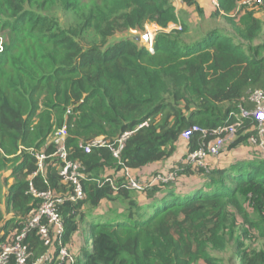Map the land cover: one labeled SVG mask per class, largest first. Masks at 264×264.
Instances as JSON below:
<instances>
[{"label": "trees", "instance_id": "obj_1", "mask_svg": "<svg viewBox=\"0 0 264 264\" xmlns=\"http://www.w3.org/2000/svg\"><path fill=\"white\" fill-rule=\"evenodd\" d=\"M242 1L219 0L215 9L234 32L210 29L186 43L188 27L172 0H0V30L10 36L0 53V171L13 163L15 180L4 207L0 193V251L40 204L31 188L74 194L63 183L56 146H46L53 117L59 118L57 127L67 126L69 156L86 176L84 198L59 206L64 245L82 225L94 235L76 264H221L215 252L226 249L227 237L240 226L236 214L246 232L264 237V160L228 169L200 167L202 187L191 191L183 184L197 173L188 164L168 169L176 172L175 181L143 192L127 189L124 176L110 173L169 162L184 132L194 127L208 134L195 132L190 152L239 122L229 150L256 134L259 123L239 115L255 109L254 92H264V18L258 17L264 5L233 17ZM183 2L199 9L197 0ZM57 6L75 14L74 24L62 23ZM147 23L162 29L179 24L182 31L157 34L154 51L136 38L109 44L118 32L145 31ZM93 29L99 42L86 46L81 40ZM127 133L119 159L110 147L90 153L82 148L99 137L114 148ZM38 153L46 156L44 173ZM105 201L124 204L125 217L94 222L93 213L88 220L85 207L97 210ZM24 243L32 253L26 264L50 251L36 231ZM239 256L240 264H264L263 250Z\"/></svg>", "mask_w": 264, "mask_h": 264}, {"label": "built area", "instance_id": "obj_2", "mask_svg": "<svg viewBox=\"0 0 264 264\" xmlns=\"http://www.w3.org/2000/svg\"><path fill=\"white\" fill-rule=\"evenodd\" d=\"M214 7L219 8V0H211ZM264 5V0H243L240 2L236 13V16L243 9L260 7ZM5 49V44L0 36V53ZM152 49V48H151ZM150 49V50H151ZM251 101L255 104V109L251 112H243L240 117L244 119L254 118L259 124L256 128V134L252 135L248 143L260 154L264 153V92L256 91L251 95ZM241 125V122L230 128H221L215 132L219 135L214 141L195 152H190L184 159L185 164L206 168L205 161L208 157H219L227 147V140H233L236 134V126ZM195 132H201L206 137L207 131L199 127H194L190 131H186L183 134V139L188 141L194 135ZM65 129H58L54 133L52 143L56 146V156L60 160V175L63 179V183L70 185L74 189L72 196L64 194H56L52 191L38 193L31 188L32 194L40 199L38 208L32 212L26 226L18 234H14L8 241L1 246L0 251V264H12V260L16 264H26L29 258L32 256L28 245L24 243L27 235L36 231L40 239L44 242L45 246L50 248V251L43 257L40 262H57V264H76V254L70 249L68 245H64L62 240L65 233L64 221L59 212V206L66 200L76 202L79 199L84 198V191L82 187V180L86 179L84 168L79 161H74L69 156V150L67 148V138ZM225 134L224 136H221ZM129 133L122 136L118 140L117 147H112L104 141V138H96L90 144L83 146L82 148L86 153H90L93 148L98 147H110L116 158H120L121 152L124 148V142L128 138ZM38 161L39 171L44 173L45 171V159L44 153L36 154ZM123 176L126 179L124 184L127 189L137 192H143L149 188H152L158 184H167L175 181L178 176L175 171H165L163 173L155 174L150 178H143L133 174L130 170H124ZM112 187L115 189V183L113 179H108ZM117 190V187L116 189Z\"/></svg>", "mask_w": 264, "mask_h": 264}, {"label": "rangeland", "instance_id": "obj_3", "mask_svg": "<svg viewBox=\"0 0 264 264\" xmlns=\"http://www.w3.org/2000/svg\"><path fill=\"white\" fill-rule=\"evenodd\" d=\"M174 6L177 9V15L182 23L186 24L188 27V34L186 36H183L182 39L186 43H192L193 41L198 40L205 32L209 31L210 29H224L229 31V33H232L235 31L234 26H232L223 16H215L216 10L215 7L211 5L207 0H197L199 9L196 6H189L188 4H185L183 0H172ZM252 8L243 9L244 11L251 10ZM62 21L64 25L71 26L76 21V17L74 13H67L65 12L61 6L56 7V12H54ZM264 14V13H261ZM258 13V17L261 15ZM264 18V17H263ZM236 23L238 22V19L235 20ZM145 31L140 30H126L122 32H118L115 34L114 37H112L109 40V44L117 43L121 40L128 39V38H137L141 37L142 40L140 41L141 45L146 46L148 49H151V45L147 44L143 37L146 34H149L152 38V43L154 42V39L157 34L159 33H166L169 34L173 30L182 31L181 25L172 24L168 29H162L158 27L157 25L147 23L144 27ZM0 36L2 37L4 44H8L10 40L9 32L0 30ZM99 35L97 32L93 30H89L84 37L82 38V42L86 46L93 45L97 42H99ZM150 51H154V48H152ZM240 116V115H239ZM58 119L56 117H53V123H55L54 131L50 135V137L47 140L46 146L49 144H52V140L54 138V133L58 129H65L67 134L66 137H68V131L67 126L64 127H57ZM103 138V137H99ZM234 140H227V145H229ZM247 144V143H246ZM245 144V146H246ZM226 150V149H225ZM224 150V151H225ZM223 151V152H224ZM260 159L264 157V153H261L258 156ZM256 157L257 159H259ZM259 159V160H260ZM13 163H9L6 165L5 168H3L0 171V193L2 196V207L5 206L6 202V193L8 191V188L14 183L13 178ZM172 163L167 164H161L159 168L152 170L151 172H145L144 174H140L139 177L143 178H150L155 174L163 173L170 169L169 165ZM185 161H181L180 163H174V167L179 168L180 165H184ZM172 167V166H171ZM173 167V168H174ZM202 168V167H201ZM200 167L194 166V170L197 173V176L189 179L188 181H184L183 186L185 187L186 191H191L192 189L201 188V173H200ZM206 169H209L208 167ZM112 174H114L115 177H119L120 174L118 171H112ZM121 177V176H120ZM183 179V178H182ZM181 179V180H182ZM141 197V195H140ZM152 203V202H151ZM150 203V204H151ZM85 213H91L88 220L91 219V215L93 213L94 219L93 221L101 222L103 220L112 219V217L119 216L121 218H124L126 215L125 205L121 202H108L105 201L100 208L97 210H92L88 206L85 207ZM237 223L240 225L236 228L235 233L233 235H229L227 237V245L226 249L224 251H218L215 252L216 256L221 259V264H240L239 262V254L244 252L245 250H251V249H257L259 251H264V237L260 235V233L257 230H250L247 231L244 229V220L239 214H236ZM92 221V222H93ZM93 222V223H94ZM90 227L87 225H82L81 229L79 231L78 237H87L88 242L84 246L85 248H88L92 245L94 241V235L90 233L89 230ZM74 242V241H73ZM71 243L73 247H78V243Z\"/></svg>", "mask_w": 264, "mask_h": 264}, {"label": "crops", "instance_id": "obj_4", "mask_svg": "<svg viewBox=\"0 0 264 264\" xmlns=\"http://www.w3.org/2000/svg\"><path fill=\"white\" fill-rule=\"evenodd\" d=\"M207 1L209 3H211L212 6H214L211 0H207ZM259 17H264V14L260 15ZM246 143H247L246 146H245V144H242V145H239L238 147L233 148L231 150H229L227 147L226 150L219 157H208L205 161L206 168L208 167L209 169H213V168L228 169L234 165H242V164L245 165V164H249V163H252V162L259 160L260 158L258 156L260 155V153L257 152L248 143V141ZM188 153H189V141L182 139V141L178 144L177 153L169 161L170 163H172L171 165H169V167L170 168H171V166L173 167L174 163L178 164L181 161L183 162V160L185 159V157ZM256 157H258L259 159H257ZM260 160H264V157H262V159H260ZM169 162H167V163H169ZM167 163H165V164H167ZM161 164H163V163H158V164L152 165V166L144 169L143 171H131V172L133 174L139 176L140 174H144L145 172H151L152 170L159 168ZM123 173H124V170L119 172L121 177L123 176ZM119 177H116V178H119ZM78 236H79V233H77L73 239V241H74L73 243H78L77 248L73 247L72 244L68 245L70 247V249L77 256L82 253L84 246L88 242L87 237L83 238V237H78ZM36 264H51V263L38 261Z\"/></svg>", "mask_w": 264, "mask_h": 264}, {"label": "water", "instance_id": "obj_5", "mask_svg": "<svg viewBox=\"0 0 264 264\" xmlns=\"http://www.w3.org/2000/svg\"><path fill=\"white\" fill-rule=\"evenodd\" d=\"M136 39H137V41H139V42L142 40L141 37H137ZM143 40H144L147 44H150V45L153 44V43H152V39H151V37H150L149 34H146V35L143 37Z\"/></svg>", "mask_w": 264, "mask_h": 264}, {"label": "clouds", "instance_id": "obj_6", "mask_svg": "<svg viewBox=\"0 0 264 264\" xmlns=\"http://www.w3.org/2000/svg\"><path fill=\"white\" fill-rule=\"evenodd\" d=\"M216 9V8H215ZM150 48H153V44L151 45V47ZM77 256V255H76Z\"/></svg>", "mask_w": 264, "mask_h": 264}, {"label": "bare ground", "instance_id": "obj_7", "mask_svg": "<svg viewBox=\"0 0 264 264\" xmlns=\"http://www.w3.org/2000/svg\"><path fill=\"white\" fill-rule=\"evenodd\" d=\"M152 39V38H151Z\"/></svg>", "mask_w": 264, "mask_h": 264}]
</instances>
